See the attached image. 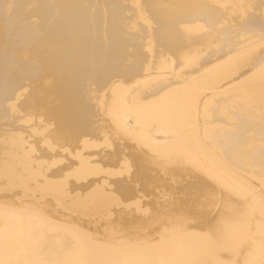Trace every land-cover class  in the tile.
Returning <instances> with one entry per match:
<instances>
[{"label": "bare ground", "instance_id": "6f19581e", "mask_svg": "<svg viewBox=\"0 0 264 264\" xmlns=\"http://www.w3.org/2000/svg\"><path fill=\"white\" fill-rule=\"evenodd\" d=\"M0 247L264 264V0H0Z\"/></svg>", "mask_w": 264, "mask_h": 264}, {"label": "rangeland", "instance_id": "374dc122", "mask_svg": "<svg viewBox=\"0 0 264 264\" xmlns=\"http://www.w3.org/2000/svg\"><path fill=\"white\" fill-rule=\"evenodd\" d=\"M163 137V135H158V138H162ZM0 250H1V247H0Z\"/></svg>", "mask_w": 264, "mask_h": 264}]
</instances>
